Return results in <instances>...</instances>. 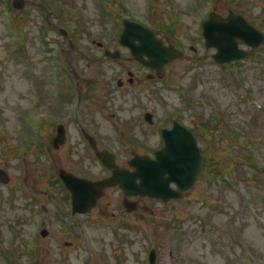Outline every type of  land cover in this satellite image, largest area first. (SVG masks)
<instances>
[{
  "label": "rangeland",
  "instance_id": "1",
  "mask_svg": "<svg viewBox=\"0 0 264 264\" xmlns=\"http://www.w3.org/2000/svg\"><path fill=\"white\" fill-rule=\"evenodd\" d=\"M12 1L0 0V166L15 164L20 154L32 177L29 194L18 199L15 208L0 211V241L6 244L0 246V264H11L7 255L13 243L19 249L14 253L13 264L39 262L30 257L35 249L28 251L25 236L23 240L11 238L9 229L17 216L24 215L32 230L33 221L41 213L37 197H30L35 183L38 193L34 195L55 191L51 168L44 157L48 153L42 156L38 143H32L33 137L34 142L38 139L28 123L33 121L31 115L40 119L42 116L36 112L52 105L54 101L49 100L59 99L67 92L73 94L74 89L82 87L75 88L61 74V69L74 74L85 62L73 57L69 61L65 54L68 48L71 54L79 52V47L99 52L90 45L95 40L104 42L111 51H126L118 44L124 18L154 26L162 37L182 36L177 40H185L187 54L185 60L169 67L166 81L157 85L143 83L145 88L136 85L105 97L102 104L108 106L106 118L94 98L99 101V96L107 95L106 78L111 82V77H123L126 81L131 68L120 61L104 66L98 82L91 84L94 89L89 85L86 91L90 94L92 116L100 128L97 131L107 137L104 144L125 149L115 138L116 115L110 116L111 109L121 111L118 121L122 122L130 114L125 113V100L151 99L158 106V115L164 106L185 101V124L196 123L204 150V172L183 201L168 205L150 202L153 215L102 219L107 226L92 225L87 233L97 237L98 245L109 251L111 240L118 248L115 230L121 240L125 239L119 245L123 264H138L132 253L139 249L136 255L140 254L141 264H148L151 248L158 252L157 264H264V42L253 60L220 67L211 58L214 51L204 49L202 37V23L210 13L227 16L231 11L243 15L264 34V0H25L21 9H14ZM62 29L71 32L73 41L70 36L63 38ZM189 46L196 47L197 53L190 51ZM96 71L93 66L86 74L94 75ZM111 86L116 88V82ZM27 114L30 119L23 123ZM209 117L215 122L202 127ZM48 131L50 127L45 130ZM73 141L54 152V162L60 167H74ZM157 143L150 138L146 148ZM15 175L19 178L18 172ZM28 197L35 202L33 205H28ZM48 203L53 205L50 199ZM41 254H37L39 259ZM49 259L45 254L43 263L49 264Z\"/></svg>",
  "mask_w": 264,
  "mask_h": 264
},
{
  "label": "flooded vegetation",
  "instance_id": "2",
  "mask_svg": "<svg viewBox=\"0 0 264 264\" xmlns=\"http://www.w3.org/2000/svg\"><path fill=\"white\" fill-rule=\"evenodd\" d=\"M130 62V60H128ZM97 63H101L100 61H97ZM103 64V63H101ZM131 65H135L139 67L140 69H144V71H147L148 68L143 67L141 64L133 61L130 62ZM149 73L152 71L148 70ZM149 73L147 75H149ZM147 77V76H146ZM136 80L133 78V81L130 82V85L135 84ZM90 83L86 86L82 84V87L79 90V98L77 102H75L69 111L67 115L61 116L58 124H51L50 126V132H49V141H46L45 136H42V142L40 145L41 148V154L46 155L49 151L51 152V159L53 161V164H50L49 167L51 168L52 172H57L61 170H66L68 172L75 173L76 175H79L81 177L89 178L92 180H99V179H105L107 177L112 176V171L105 168L99 159L96 156V149L91 147L89 141L87 140V137L85 134L91 135L94 138L101 139L103 137L102 133L97 131V129H100L98 126V123L94 120L92 116V109L91 105H89V99L90 94L87 93V88L89 87ZM125 85L123 84L121 88H124ZM91 89H94L90 86ZM109 96V92L107 90V95L99 96V101L94 98L98 104L99 107L103 108L102 114L105 115V111L108 108V106H104L102 103L105 102V97ZM168 106H164V110L160 114H165L167 112ZM150 108L154 111V114L152 113V116L150 119H147L144 113L143 118L141 119V122L138 125H135L134 128L137 130V134L139 135L140 139L146 138L148 135L152 136L154 139H160L161 145H163V130L164 129H172L174 126V120H171L170 118H167L164 116V118H160V114H157V107L156 104L153 102H150ZM185 119V116L182 117V120ZM59 124H63L65 129V135H66V141L59 146L57 150L53 149V140L57 133V127ZM182 124V123H181ZM74 140L71 144L76 150V155L73 160L72 169H64V167H60L59 164L55 163L56 158L53 156L54 152L58 151L59 149H63L66 147L70 140ZM103 139V138H102ZM75 145V146H74ZM52 149L51 150V147ZM103 151H107L104 148H101ZM154 154L152 155V157ZM133 157V156H132ZM131 155L124 156L123 154H116V162L120 169H129L130 171H134L133 168L129 166V160L132 158ZM96 160V164L94 161ZM19 169L18 176L19 178L16 179L14 175V167L13 164L7 167L9 170L8 174L10 176L8 186H7V195L9 200H11L13 203L15 200L21 199L24 194H29V179H30V170L29 165L27 164H19L17 165ZM93 172H100L99 175L93 176ZM56 185L59 186V191L63 192V196L66 199L67 202H70L71 207V199L70 194L66 191L64 188L61 180L57 178ZM35 187H37L36 183L34 184ZM45 191L41 192V194L38 197H41L44 199ZM148 198L141 197V196H128L124 191L121 190L119 186H113L108 187L104 191V195L97 202V205L93 208V211L88 214L91 215L95 211L97 212V216H110V217H117V215H123L125 212L127 213H135L136 210L141 209L142 204L147 201ZM28 203H29V197H28ZM135 209L134 212L131 210ZM17 210H22V208L17 207ZM112 210V211H109ZM47 215H58L62 216V218H66L65 216L72 215L73 217L76 216H86V215H75L72 214V212H66V211H48L46 210ZM64 216V217H63ZM20 218V221L18 223V226L23 225V227H26L28 225V221H26L24 215L17 216ZM25 222V223H24ZM67 234H70V232H67ZM74 237V236H73ZM56 246H61L62 244V238L61 236L57 235L54 239ZM66 246L68 249H71L73 254L76 251L75 248V242H64L63 246ZM61 251V250H60ZM71 264V263H69Z\"/></svg>",
  "mask_w": 264,
  "mask_h": 264
},
{
  "label": "water",
  "instance_id": "3",
  "mask_svg": "<svg viewBox=\"0 0 264 264\" xmlns=\"http://www.w3.org/2000/svg\"><path fill=\"white\" fill-rule=\"evenodd\" d=\"M24 5L23 0H15L14 6L17 8H21ZM128 34V26L125 29L124 34L121 36V43L129 46L132 49L134 54L138 53L136 45L133 44V40L127 38ZM204 35L206 37V45L207 47L215 46L218 49V54L214 57L218 62H230L232 60L252 57L257 46L264 40V37L257 32L253 27H251L243 17L239 15H231L228 18V21L221 19L219 16L213 15L210 20H208L205 24ZM129 37V36H128ZM145 46L151 47L152 50H158V45L153 42L143 41ZM246 43L252 46L253 51L246 52L238 49L239 43ZM159 46V50H160ZM162 61H158L160 65ZM168 150H163L161 152L162 162L164 165L167 164L166 156L170 160L169 163V173L171 174V178L173 180H177V183L180 185V192H173L169 188L168 185L165 184V187L162 185L151 184L148 182L145 185V194H149L150 196H158L164 199H168L170 197H177L185 192L192 186L194 180L196 179L198 173L200 172V154L195 147L193 140L190 135L186 133L185 135V167L183 170L178 172V168H174V172L170 168V164L172 162V154ZM167 153V154H166ZM105 160V159H104ZM161 160V159H160ZM120 173H116V180H111L110 182L116 183L120 182L122 186L123 183L126 184V181L120 180ZM183 182H185V187L183 186ZM109 183V182H108ZM144 185V183H143ZM141 194H144L140 192Z\"/></svg>",
  "mask_w": 264,
  "mask_h": 264
}]
</instances>
